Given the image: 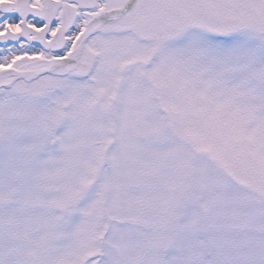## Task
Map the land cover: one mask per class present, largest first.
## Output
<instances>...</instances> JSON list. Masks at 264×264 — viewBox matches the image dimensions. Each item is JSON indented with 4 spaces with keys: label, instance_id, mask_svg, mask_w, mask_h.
<instances>
[{
    "label": "snow or ice",
    "instance_id": "1",
    "mask_svg": "<svg viewBox=\"0 0 264 264\" xmlns=\"http://www.w3.org/2000/svg\"><path fill=\"white\" fill-rule=\"evenodd\" d=\"M0 264H264V0H0Z\"/></svg>",
    "mask_w": 264,
    "mask_h": 264
}]
</instances>
